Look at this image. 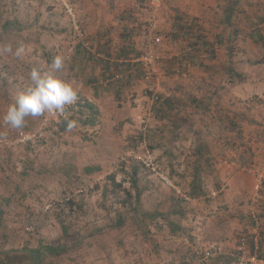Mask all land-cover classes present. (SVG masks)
Returning a JSON list of instances; mask_svg holds the SVG:
<instances>
[{
  "label": "rangeland",
  "instance_id": "rangeland-1",
  "mask_svg": "<svg viewBox=\"0 0 264 264\" xmlns=\"http://www.w3.org/2000/svg\"><path fill=\"white\" fill-rule=\"evenodd\" d=\"M150 1L0 0V49L13 48V53L0 51V134L6 137L0 139V250L21 251L10 255L17 264H28L29 249L41 242H64L59 212L72 226L70 247L43 264H209L204 249L210 243L201 242L205 222L230 211L215 189L220 165L250 151L258 140L246 122L264 118V98L238 87L247 85L249 71L253 76L261 68L243 70L245 43L232 46L231 29L223 31L229 42H216L219 27L214 25L225 15L221 3L231 0H162L156 32L162 42L155 49L154 76L145 78L144 67L132 64L134 53L120 50L122 26L133 19L126 45L132 47L128 37L139 27L145 32L138 38L144 52ZM248 2L234 5L233 11ZM235 13H228V20L243 25L244 14L234 18ZM102 21L105 31L99 30ZM21 43L26 50L16 58ZM56 55L64 58L58 75L73 85L76 104L66 106L64 114L29 116L20 130L4 125L8 106L31 85V69L49 70ZM231 63L242 70L229 71L228 77L223 69ZM166 98L172 99L171 111L162 109ZM81 108L85 115L77 126L60 132L62 121ZM239 111L249 116H239L235 127L229 124L233 140L216 141L211 118L234 117ZM86 119L96 124L85 126ZM20 135L31 139L21 142ZM135 165L138 189L132 181ZM197 167L202 199L192 191ZM251 172L247 167L244 174ZM71 200L83 202V210L71 208ZM252 225L246 218L249 229L237 235H251ZM261 225L262 231L263 220Z\"/></svg>",
  "mask_w": 264,
  "mask_h": 264
},
{
  "label": "crops",
  "instance_id": "crops-1",
  "mask_svg": "<svg viewBox=\"0 0 264 264\" xmlns=\"http://www.w3.org/2000/svg\"><path fill=\"white\" fill-rule=\"evenodd\" d=\"M250 2L247 3V5H243V8L241 11H233V6L236 5L238 6L240 2L246 3L247 0H231V2H226V3H221L223 4L222 7L220 8L223 12L222 15V21L215 23L214 27L215 29L219 27L218 33L216 35L217 43L218 44H223L226 43L229 40L226 39L224 33V30L231 29L230 31L231 35L234 37V42L232 40V46H235L234 44L239 43L240 40L243 39V42L245 43L244 51L247 52V56L245 57V61H243V70H249L252 66L256 68H261L259 70H251L254 71L253 76L251 71H249V77L247 78V85L245 84L243 87H238V89L241 90H248L250 91V96H253L254 94L259 95L264 98V84L263 86L260 84V80L264 81V63L262 62V58H264V0H249ZM218 4V3H217ZM230 4V5H229ZM219 5V4H218ZM217 5V6H218ZM254 5L253 10L250 8ZM225 6V7H224ZM240 7V5H239ZM238 8V7H237ZM247 10V11H246ZM244 14V19L242 20L243 25H239L235 21H230L228 20V13H235L234 18H236L239 13ZM230 16V18H231ZM125 19L126 17L123 16ZM240 19V18H239ZM135 21L132 19V22L127 20V23L123 25L124 27V33L122 34V39L123 43L121 46V53L128 52L130 49L127 46L126 42V36L128 31L130 30L131 27H134ZM104 22L102 21L99 25V30L100 31H105L104 30ZM253 31H258L260 32L259 34H254ZM229 32V31H228ZM229 35V33H227ZM237 40V42L235 41ZM231 52H233V47ZM245 52V53H246ZM225 53H230L229 51H224ZM234 53V52H233ZM231 53V55H233ZM252 65V66H251ZM231 69V70H230ZM228 69L227 67L223 70H227L228 72V77L230 75L231 71H234L235 74L236 72H241L242 68H236L234 69L233 63H231V67ZM220 70V69H219ZM230 71V72H229ZM221 71H219L220 74ZM239 74V73H238ZM240 75V74H239ZM245 83V82H244ZM264 83V82H263ZM249 97V96H248ZM232 103H234L235 98L231 99ZM251 107H254V105H251ZM250 107V108H251ZM167 110L166 107L163 106L162 109ZM173 109V108H172ZM170 109L169 111H171ZM239 116H244L243 118H246L249 116L246 113L243 112H237V114L233 117L231 115H223V119L220 117H216L213 120L215 122L216 128V137L214 139H220L222 137L225 140H233L232 137L234 136L233 133H231L233 130L230 128V125L236 124V120L239 119ZM226 117H228L226 119ZM248 118V117H247ZM261 122H257L256 119H248V122H246L247 129L248 131L253 132L252 134L254 137L258 140V142L253 143L250 147V151H247L245 155L238 161H236L233 157H231L229 162L223 163L220 165V169L218 171L217 175V183L215 185V189L218 191L217 194L222 197V204L223 207H227L230 211L226 213V217H221L220 219H215L214 222L212 221H207L205 222V227L206 231L201 233V236H203L204 239H201V242L210 243L207 247L204 249V254H205V259L208 261L209 264H235L236 261L233 259L234 254L237 251L238 247V241H237V234L242 233L244 231V228L246 224V218H248L247 215H244L247 213L248 205L251 203L255 191H254V185H255V173H260L264 176V118H259ZM254 125L258 124L262 128H258V131L252 126L249 125ZM220 131V133H218ZM206 137V136H205ZM212 139V138H209ZM224 140V141H225ZM227 142V141H226ZM205 147V146H202ZM256 153H259V156L255 157ZM244 159V161H243ZM209 159L208 161H210ZM208 161L205 163L208 166H211L212 164L208 163ZM252 169V172L250 174H244V171L247 169ZM196 174L193 180V186H192V191L194 193V186H201L202 184V179L200 178L199 171L200 168L196 169ZM243 171V173L241 172ZM197 179V180H196ZM219 180V181H218ZM196 181V182H195ZM202 187V186H201ZM139 202L141 203V198L143 195L142 189L139 188ZM198 197L196 198H204L205 195L203 193L196 192ZM216 193H213L214 196L217 195ZM203 195V196H202ZM202 196V197H201ZM248 202V203H247ZM259 202L258 208H257V215L261 220H263V229L261 231V245H262V250L264 253V186L261 191L260 197H259ZM139 203V204H140ZM246 203V204H245ZM246 205V206H245ZM140 206V205H139ZM227 210V209H226ZM172 214L175 213L174 210L171 212ZM160 214V213H158ZM154 218V216H152ZM227 220H230L228 222ZM212 224V225H210ZM228 224V225H227ZM253 226V225H252ZM250 232V231H249ZM254 232H251V235H249L251 238L253 237ZM246 235H243L241 237H245ZM247 236V237H249ZM206 237L208 239H206ZM240 237V238H241ZM218 238V240H216ZM236 239V240H235Z\"/></svg>",
  "mask_w": 264,
  "mask_h": 264
},
{
  "label": "clouds",
  "instance_id": "clouds-1",
  "mask_svg": "<svg viewBox=\"0 0 264 264\" xmlns=\"http://www.w3.org/2000/svg\"><path fill=\"white\" fill-rule=\"evenodd\" d=\"M25 50L24 44H19L14 51L15 57L21 58ZM0 51L13 53V48L6 45ZM63 68L64 58L61 55L53 57L47 71L33 67L29 73L31 85L18 92L2 117L3 124L20 130L29 116L39 117L46 112L64 114L66 106L76 104L77 92L73 85L58 75ZM76 126L77 121L69 119L66 122V131L71 132ZM5 138L0 134V139Z\"/></svg>",
  "mask_w": 264,
  "mask_h": 264
},
{
  "label": "built area",
  "instance_id": "built-area-1",
  "mask_svg": "<svg viewBox=\"0 0 264 264\" xmlns=\"http://www.w3.org/2000/svg\"><path fill=\"white\" fill-rule=\"evenodd\" d=\"M162 0H151L150 1V11L152 12L151 18L149 20V33L145 35L146 39V48L144 52L142 53L139 51V41L138 38L140 37V34L143 33L139 31V27L134 28L128 39L132 42V48H133V60L132 64H140L144 67V77L147 79H150L154 76L155 73V67L157 64L158 56L156 53V48L161 44L162 38L160 36H156V32L158 31V13L160 10ZM75 32L79 36L82 34V30L80 31V28L78 27L77 23L75 22ZM145 32L143 33V35ZM83 36V35H82ZM125 60H121L120 64L124 63ZM156 96V95H155ZM154 96V97H155ZM155 99L158 101V96L155 97ZM21 136V142H25L27 140H30V135H20ZM17 143H20L17 141ZM8 146H11L10 143H5ZM256 157L259 156V153L255 154ZM264 186V176L262 174H258L256 176L255 185H254V191L255 195L251 201V203L248 205V211L247 215L248 218L251 219L253 223L254 228V234L253 237H241L238 241V248L236 253L234 254V259L236 261V264H264V253L262 250L261 245V219L257 215L256 211L258 208V200L261 194V191Z\"/></svg>",
  "mask_w": 264,
  "mask_h": 264
},
{
  "label": "trees",
  "instance_id": "trees-1",
  "mask_svg": "<svg viewBox=\"0 0 264 264\" xmlns=\"http://www.w3.org/2000/svg\"><path fill=\"white\" fill-rule=\"evenodd\" d=\"M253 33L254 34H259L260 32L253 31ZM79 46H80V48H82V44H80ZM130 48H129L130 51L128 52V54L130 52L134 51L131 46H130ZM123 55H127L126 52H123ZM261 63H264V58H263V61ZM231 72L235 75L234 71H231ZM161 99H162V97L158 96V100H161ZM85 106H87L90 110H92L91 111L92 114H98L97 111H95V112L93 111L94 107L92 105H90V103L87 102ZM163 106L166 107L167 110H170V109L174 108L172 99L171 98H166L164 100ZM84 115H85L84 111L81 108V111H76V112H74V114H72L71 116H69L66 119H64L62 121V123H61L60 132H66V122H67V120L71 119V120H76L78 122L79 120H82V117ZM95 124H96V122H95L94 119H92V120H87L86 119V121L83 122V125H85V126H87V125H95ZM233 126L235 127V123H234ZM202 149L200 150V152H202ZM92 169L93 168L88 169V171L90 172V170H92ZM138 174H139V166L135 165L134 168H133V177H132L133 188H135V189L136 188L138 189V180H137L138 179L137 178ZM193 190H194V193L196 194V196H200V195H197L196 192L202 193V187L201 186H196L195 185ZM137 196H138V199H139V197H140L139 190H138ZM66 204H68V203H66ZM69 204H70L71 208L74 207V206H77L80 211L83 210V207H84L83 202L82 203H77V202H75V200H71ZM175 213H177L178 215L180 214L179 211H175ZM63 214H64V212L57 213V216H59L60 223H61V229H62V234H63V237H64V242H61V241H58V242L55 241V242H52V243L41 242L39 247H37L36 249H29V254H30V258L31 259H30V262L28 264H43L48 258L57 257V256H60V255H63L65 253H67L68 247H70L69 240L73 237V232H72V226L70 225V223L67 221L66 217ZM1 224H2V212H0V227H1ZM169 224L171 226H173V227L175 226V223H173V222H171ZM78 243H80V241H78ZM76 246H78V244H76L74 242L73 247H76ZM16 252L18 253V252H21V251H17V250L1 251L0 250V264H17L16 262H14L12 260V257L10 256V255H13V253H16ZM184 264H191V263H184Z\"/></svg>",
  "mask_w": 264,
  "mask_h": 264
}]
</instances>
